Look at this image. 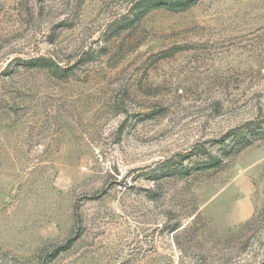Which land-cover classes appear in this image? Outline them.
Listing matches in <instances>:
<instances>
[{"label": "rangeland", "instance_id": "374dc122", "mask_svg": "<svg viewBox=\"0 0 264 264\" xmlns=\"http://www.w3.org/2000/svg\"><path fill=\"white\" fill-rule=\"evenodd\" d=\"M161 1L0 0V264H264V0Z\"/></svg>", "mask_w": 264, "mask_h": 264}, {"label": "trees", "instance_id": "16d2710c", "mask_svg": "<svg viewBox=\"0 0 264 264\" xmlns=\"http://www.w3.org/2000/svg\"><path fill=\"white\" fill-rule=\"evenodd\" d=\"M162 3H159L160 5H165L168 6L169 9H183L186 7V5L190 2V1H183V0H166V1H161ZM148 4V3H147ZM146 4V5H147ZM152 5L155 6L156 4L152 2ZM148 7V6H147ZM256 134H261L264 135V130L258 129V127H246V129L237 131L235 133H233V139H232V143L228 146V153L230 154L232 152H236L239 151L241 149H243L244 147L248 146L251 141L252 138L256 135ZM221 160L218 158H213L211 159L210 162L207 163V165H204L205 168H210V167H218L220 166ZM193 169L187 168V169H177L175 168V171H173L174 173H179V174H184V175H188L190 174Z\"/></svg>", "mask_w": 264, "mask_h": 264}]
</instances>
